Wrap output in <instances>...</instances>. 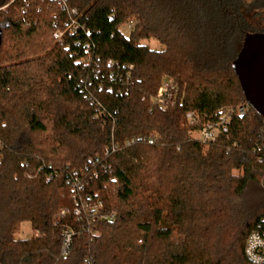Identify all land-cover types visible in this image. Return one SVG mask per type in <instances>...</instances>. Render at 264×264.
Wrapping results in <instances>:
<instances>
[{"label":"trees","instance_id":"1","mask_svg":"<svg viewBox=\"0 0 264 264\" xmlns=\"http://www.w3.org/2000/svg\"><path fill=\"white\" fill-rule=\"evenodd\" d=\"M68 2L75 15L49 0L0 12V264H250L246 239L264 203L242 199L264 182V119L233 63L247 36L264 34L253 21L264 0ZM72 17L78 33L56 41ZM151 38L165 50L141 43ZM167 81L176 105H153ZM243 104L227 135L192 137L200 127L188 113L206 120ZM74 195L117 219L78 221ZM24 222L27 240L14 236Z\"/></svg>","mask_w":264,"mask_h":264},{"label":"built area","instance_id":"2","mask_svg":"<svg viewBox=\"0 0 264 264\" xmlns=\"http://www.w3.org/2000/svg\"><path fill=\"white\" fill-rule=\"evenodd\" d=\"M17 0H9L5 4L0 0V12H5L10 4ZM50 2L58 4L62 10H67L70 16L75 15L76 11L70 9L68 0H49ZM134 22H130L125 29L130 33L134 29ZM78 23L73 17L64 23V29H58L55 31V39L58 42H62L66 34L76 35L78 33ZM124 34L125 31H123ZM112 65V61L109 62ZM161 91L153 96V105L161 108L174 107L177 103L176 90L170 81L163 84ZM216 118L204 119L199 113L190 112L187 114L186 119L191 125L199 126L198 139L204 143H211L215 141L218 137L227 135L229 132V124L234 118L244 117L248 113V105H240L236 108H226L224 110L218 111ZM262 139L264 140V130L262 132ZM144 137H138L133 139H128L124 144L132 145L134 143L146 142ZM149 143H153V140H149ZM117 147V146H116ZM79 184H76L78 186ZM73 200L80 204L73 212L74 216L78 221L86 223L91 227L101 222L114 223L117 219L116 212H111L106 209L104 203L94 202L92 203L91 198H81L79 199L77 195L73 196ZM68 212L64 211L61 213L62 216L67 215ZM76 235L75 231L67 230L64 232L63 240V254L65 256L69 255L73 248V239ZM246 246L244 250V255L246 260L250 264H264V219L260 224V229L249 234L246 239Z\"/></svg>","mask_w":264,"mask_h":264},{"label":"water","instance_id":"3","mask_svg":"<svg viewBox=\"0 0 264 264\" xmlns=\"http://www.w3.org/2000/svg\"><path fill=\"white\" fill-rule=\"evenodd\" d=\"M246 38L233 68L248 104L264 119V34H252ZM2 41L0 29V50Z\"/></svg>","mask_w":264,"mask_h":264},{"label":"rangeland","instance_id":"4","mask_svg":"<svg viewBox=\"0 0 264 264\" xmlns=\"http://www.w3.org/2000/svg\"><path fill=\"white\" fill-rule=\"evenodd\" d=\"M253 21L255 22V24L264 26V12L261 11L257 15H255V18ZM122 29L123 31H125L127 36L130 34L125 29V27H123ZM141 43L148 45L151 50H155V51L165 50V47L160 42L155 40L154 38H151V40L143 41ZM67 105L71 106L73 109H75L79 113L85 109L83 105L82 106L80 104L77 105L76 103L75 104L72 103L71 105H69L68 103L67 104L65 103V106ZM48 119H50V121L47 122L50 131L48 132V134H46V136L50 137L53 134L52 133V127H53L52 123L53 122L50 116L48 117ZM192 137L198 139V135L196 134H193ZM262 203H264V182H261L258 184H251L246 190L244 194V198L242 199L243 207L254 208V207H258ZM34 234L35 233L32 229L31 224L24 222L18 227L14 236H16L18 239L27 240L33 237Z\"/></svg>","mask_w":264,"mask_h":264}]
</instances>
